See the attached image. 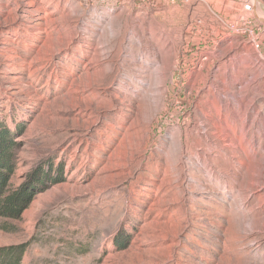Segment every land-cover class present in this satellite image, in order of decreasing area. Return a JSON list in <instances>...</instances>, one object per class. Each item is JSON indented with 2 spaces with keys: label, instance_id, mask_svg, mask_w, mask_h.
Returning a JSON list of instances; mask_svg holds the SVG:
<instances>
[{
  "label": "rangeland",
  "instance_id": "rangeland-1",
  "mask_svg": "<svg viewBox=\"0 0 264 264\" xmlns=\"http://www.w3.org/2000/svg\"><path fill=\"white\" fill-rule=\"evenodd\" d=\"M0 126L20 264H264V0H0Z\"/></svg>",
  "mask_w": 264,
  "mask_h": 264
},
{
  "label": "trees",
  "instance_id": "trees-1",
  "mask_svg": "<svg viewBox=\"0 0 264 264\" xmlns=\"http://www.w3.org/2000/svg\"><path fill=\"white\" fill-rule=\"evenodd\" d=\"M15 147L12 134L4 126H0V219L2 220L20 219L38 193L34 184L20 190L11 189ZM26 250L25 246L0 250V264H20Z\"/></svg>",
  "mask_w": 264,
  "mask_h": 264
},
{
  "label": "bare ground",
  "instance_id": "bare-ground-1",
  "mask_svg": "<svg viewBox=\"0 0 264 264\" xmlns=\"http://www.w3.org/2000/svg\"><path fill=\"white\" fill-rule=\"evenodd\" d=\"M252 1V0H251ZM259 4V3H258ZM253 6V5H252ZM260 7H262L261 5H260ZM256 8V7H255ZM254 8V9H255ZM159 75H161V73H159ZM234 128V127H233ZM235 129V128H234ZM236 131V130H235ZM245 131V129L243 130V132ZM236 133V132H235ZM229 137L227 136V139H228Z\"/></svg>",
  "mask_w": 264,
  "mask_h": 264
},
{
  "label": "built area",
  "instance_id": "built-area-1",
  "mask_svg": "<svg viewBox=\"0 0 264 264\" xmlns=\"http://www.w3.org/2000/svg\"><path fill=\"white\" fill-rule=\"evenodd\" d=\"M258 47V46H257Z\"/></svg>",
  "mask_w": 264,
  "mask_h": 264
}]
</instances>
